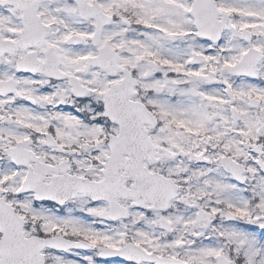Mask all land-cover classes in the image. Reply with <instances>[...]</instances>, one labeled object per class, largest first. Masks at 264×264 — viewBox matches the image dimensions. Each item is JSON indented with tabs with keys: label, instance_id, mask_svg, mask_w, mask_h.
Masks as SVG:
<instances>
[{
	"label": "snow or ice",
	"instance_id": "obj_1",
	"mask_svg": "<svg viewBox=\"0 0 264 264\" xmlns=\"http://www.w3.org/2000/svg\"><path fill=\"white\" fill-rule=\"evenodd\" d=\"M0 264H264V0H0Z\"/></svg>",
	"mask_w": 264,
	"mask_h": 264
}]
</instances>
